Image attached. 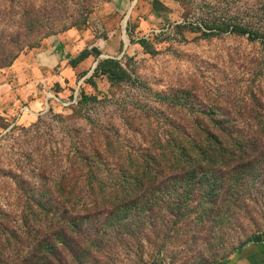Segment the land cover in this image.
Listing matches in <instances>:
<instances>
[{
  "label": "rangeland",
  "instance_id": "rangeland-1",
  "mask_svg": "<svg viewBox=\"0 0 264 264\" xmlns=\"http://www.w3.org/2000/svg\"><path fill=\"white\" fill-rule=\"evenodd\" d=\"M0 95V264L264 239V0H0Z\"/></svg>",
  "mask_w": 264,
  "mask_h": 264
},
{
  "label": "crops",
  "instance_id": "crops-1",
  "mask_svg": "<svg viewBox=\"0 0 264 264\" xmlns=\"http://www.w3.org/2000/svg\"><path fill=\"white\" fill-rule=\"evenodd\" d=\"M19 95H22L23 97L26 96L25 94L27 93V90H20L18 91ZM32 93V92H31ZM29 95V94H28ZM4 95H0V106L4 105V104H9L12 105V103H14V101H8L6 100V98H4ZM27 97V96H26ZM17 106H15L16 108ZM19 109L16 111L11 110L10 112H8V114L4 113L6 111L0 110V116H8V117H12L14 115H16V113L18 114ZM15 117V116H14ZM226 264H264V239H262L261 242H255V243H249L247 244L244 248H242L238 254L232 258L229 262H227Z\"/></svg>",
  "mask_w": 264,
  "mask_h": 264
},
{
  "label": "trees",
  "instance_id": "trees-1",
  "mask_svg": "<svg viewBox=\"0 0 264 264\" xmlns=\"http://www.w3.org/2000/svg\"><path fill=\"white\" fill-rule=\"evenodd\" d=\"M103 73H104V70H103ZM262 239H257L255 242H261Z\"/></svg>",
  "mask_w": 264,
  "mask_h": 264
}]
</instances>
